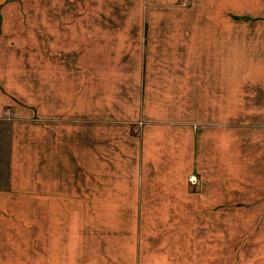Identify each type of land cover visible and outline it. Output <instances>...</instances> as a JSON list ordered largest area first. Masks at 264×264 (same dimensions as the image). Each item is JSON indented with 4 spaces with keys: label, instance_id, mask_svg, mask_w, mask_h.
I'll use <instances>...</instances> for the list:
<instances>
[{
    "label": "crops",
    "instance_id": "obj_1",
    "mask_svg": "<svg viewBox=\"0 0 264 264\" xmlns=\"http://www.w3.org/2000/svg\"><path fill=\"white\" fill-rule=\"evenodd\" d=\"M3 1L0 264L253 254L227 225L264 223V0Z\"/></svg>",
    "mask_w": 264,
    "mask_h": 264
},
{
    "label": "rangeland",
    "instance_id": "obj_2",
    "mask_svg": "<svg viewBox=\"0 0 264 264\" xmlns=\"http://www.w3.org/2000/svg\"><path fill=\"white\" fill-rule=\"evenodd\" d=\"M107 2V0H104ZM114 1V2H113ZM111 2H113V7H118V4H123L125 6L129 5L128 3L130 2H135V7L137 6L139 0H113ZM20 4V7L22 8V10L24 11V13H27V15L24 16L23 19V24H30L31 21V16L34 15V12L32 13V11L34 10H43L45 12V9L48 7V2L47 0H4L3 1V7H6V9L11 10L7 11V22L6 24H13V14H14V6L15 4ZM75 3H77V1H73L72 0V4L75 5ZM1 7V8H3ZM106 8H109L108 6H106ZM46 13V12H45ZM188 185H192L194 187H196L198 184H200V181L193 178H188L187 180ZM206 210V209H205ZM239 209H230L228 211L230 212H237ZM214 211H218L217 209H215ZM251 215L253 213V210H247ZM264 211V210H263ZM227 231L228 232H232V234H234L235 237L241 236L244 237L241 240H232V248H238V244L239 245H245L244 246L246 248V250L248 251V254L253 252V254L251 255H241L239 254V252H236L235 255L232 254V263L231 264H250V262H253L252 257H254L255 254H258L260 252H258L255 248L256 245H258V250H260L264 241V223H258V224H254V220H250L248 218V216L246 217L245 221L243 222L242 218L238 219V216L235 215L232 216L230 218L229 221V225H227ZM246 238V240H245ZM240 250V247H239ZM238 251V250H237ZM258 252V253H255ZM257 256V255H256ZM231 260V259H230ZM229 264V263H227Z\"/></svg>",
    "mask_w": 264,
    "mask_h": 264
}]
</instances>
